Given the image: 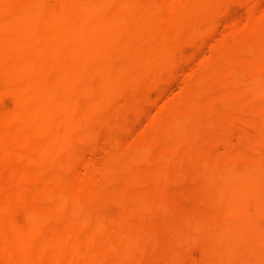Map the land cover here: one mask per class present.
Returning <instances> with one entry per match:
<instances>
[{
	"label": "bare ground",
	"instance_id": "obj_1",
	"mask_svg": "<svg viewBox=\"0 0 264 264\" xmlns=\"http://www.w3.org/2000/svg\"><path fill=\"white\" fill-rule=\"evenodd\" d=\"M223 1L0 0V264H168L155 252L145 256L143 247L175 212L156 194L167 179L147 176L142 167L109 169L102 177L85 151L106 121L131 107L135 90L145 100L148 87L178 58L179 44L168 41V33L184 28L193 44L212 29ZM233 1L245 8L248 23L201 62L202 86L165 102L130 149L155 171L164 142L193 144L192 128L207 124L213 136L199 139L210 147L242 113L263 138L244 134L234 149L237 156L245 150L239 158L205 148L195 157L204 177L191 189L215 184L220 190L200 204L217 213L215 219H201L194 208L176 226V235L200 245L196 264H218L217 257L264 264V9L254 16L251 0ZM210 93L214 98L206 99ZM118 140L116 160L126 149ZM184 173L170 180L173 186L184 183ZM103 179L124 183L126 193L102 195ZM134 206L151 212L142 217ZM217 231L216 239L207 238ZM230 232L239 238L228 240ZM175 255L169 264H185Z\"/></svg>",
	"mask_w": 264,
	"mask_h": 264
},
{
	"label": "rangeland",
	"instance_id": "obj_2",
	"mask_svg": "<svg viewBox=\"0 0 264 264\" xmlns=\"http://www.w3.org/2000/svg\"><path fill=\"white\" fill-rule=\"evenodd\" d=\"M167 1L173 2L177 0H167ZM251 4L254 6L255 9L254 16H258L259 11L262 8L264 9V0H251ZM247 20H248V16L245 8L233 0H228V1H223L219 4L218 11L215 17L213 18L214 26L212 25L211 27L212 29H209L204 33L199 34L198 37L193 42V44H190L192 42L188 40V36L184 28H182L179 31V33L178 32H175V34L171 32L168 33L167 35L168 41L176 40L179 44L180 50L178 53L179 55L177 56L179 59L176 58L173 63L167 64L163 68L160 77L157 80V83L152 84L148 87L147 89L148 93L146 92V99H145L146 101L141 99V94L139 90L138 89L135 90V92L133 93V100L131 103L132 105H130L132 108L129 107V109L118 118H112L106 121L107 123L105 122L104 125H102L99 128V131L96 132L92 140V144H91L92 146L85 151V158L88 157L86 160L89 159L88 161L91 164H93L92 166L94 167L96 172L101 173L99 175L102 177L106 176L107 172L110 171H116L119 169H123L125 171H131V170L133 171L136 170L137 167H142V170L145 172L147 176H150L153 172H156L158 177L162 178L164 176L163 178L167 179L166 182L168 184L160 185V187L156 191V194L160 198H163L165 201L175 206V212L173 216L169 219L170 221H168L170 223L166 222L167 226L165 225L166 230L164 232L158 233L157 236L143 241V247L144 245L146 246L144 247V252H145L144 255L147 257L150 256L152 252H155L157 255H161V256L163 255L162 257L166 256L165 259L167 260L168 264L172 260V257L176 256L175 254H177L178 257L185 264L187 263L196 264L201 261L202 251H201V247L199 249L200 245L193 243L191 241L188 242L187 239L184 238V236L176 235V229L179 223L181 222V219L187 216L188 212H190L194 208L197 209L196 213H198V216L201 219L205 218L207 220L208 219L213 220V218L215 219V217L218 216V214L215 213L213 210H209L205 207L200 206L201 203H204L214 195L219 194L218 192L220 190L218 186L214 184V186L209 185L207 187H203L204 189L200 188L198 190L197 189L192 190L190 187V183L195 181L198 182L204 177L202 176L204 175L203 171L201 172L199 171L200 172L199 173L198 170H195L194 164L196 163L197 160L196 158H198V156L202 153V150H204V148L208 149L212 154H217L220 156H224V155L229 156L231 154L232 157L236 156L235 158H239L240 155L242 154L244 155L245 150L243 151L244 153L238 154L239 156H237L236 154L234 155V149L235 147L238 146L240 139L242 138V136H244V134L256 140L258 139V141L263 140V138L256 136V132H254V129L251 126H249L250 124L248 123V121H246L248 117V113H242L238 115V117H236L229 126L223 127V129L220 130L221 131L220 138L219 140L213 142L212 143L213 145L212 144L209 145L211 148L210 147L206 148V146L202 143V140L199 139L205 137L209 138L213 136L214 133L207 124L192 128L196 135L198 136L202 135L199 137L197 136V140H195L193 144L192 142H190V144L189 143L174 144L169 146L168 144L164 145L167 143L164 142L162 144V149H161L164 158L155 168V171L151 169L149 165L142 163V161L137 157H135L130 151V149L132 150L139 145L138 138H140L141 134L147 130L148 127L147 125H149L150 119L154 118V116L160 111L161 107L165 104V102L167 103L170 101L169 99H172L174 96L176 97L178 95H181L185 91L187 92V89H189V92L192 90L191 91L192 93L198 87L202 86L203 81L201 79V76L203 75V72L200 70L201 62L204 61L206 58L214 56L215 55L214 47L218 45L220 42L228 40L232 30L237 26L243 27L248 23ZM160 90L163 92H161ZM204 97L206 99H213L214 94L213 93L204 94ZM10 101L11 100H9L8 97L3 98L2 100L3 105L8 108L12 106V104H10L12 103V101L11 102ZM143 113L145 114L143 115ZM115 139L117 140L119 139L118 141L121 142L119 143L122 149L125 148L127 149L124 150L125 151L124 155L117 160L115 159V154L113 149ZM108 140L110 141L108 142ZM183 152L187 153L186 156L188 157L184 162H181L180 155ZM190 155L191 157H189ZM192 157L193 159H191ZM94 159L97 162H95ZM187 159H189V161ZM109 169L110 171H108ZM157 169L158 171H156ZM82 170L83 169L80 168V172H83ZM182 172L183 173L185 172L184 183L179 186H173L170 180L178 179L181 176ZM107 182L108 181H106L105 179L99 182L101 184L99 185V189L102 195L104 194V196H120L121 194L126 193L127 187L125 186L124 183H119V184L114 183L109 185ZM221 195H223V197H227V192L226 191L221 192ZM146 209L144 208L142 209L134 206L132 208V212L140 213L139 215L145 217L148 213L151 212V208L147 210ZM111 211L115 212L116 208L112 207ZM142 217L140 220H143ZM84 230L85 229L82 228L80 229V232L83 231L82 233H85L87 231V229L85 231ZM219 235L220 232L217 231L208 234L207 238L214 240ZM227 236H228V240L233 239L234 236L235 239L239 238L238 233L235 232H230L227 234ZM219 248L220 246H218V250L221 251L222 248L221 249ZM169 258H171V260ZM115 260H120V259L114 258L112 261ZM215 260L217 263L219 262L218 264H222V263L227 264V260L221 257H217ZM148 262L151 264L157 263V261L155 262L148 261ZM216 262L214 261V259L212 260V263H216ZM208 263H211V260L208 261ZM134 264H145V262L142 263V261H138L135 262Z\"/></svg>",
	"mask_w": 264,
	"mask_h": 264
}]
</instances>
